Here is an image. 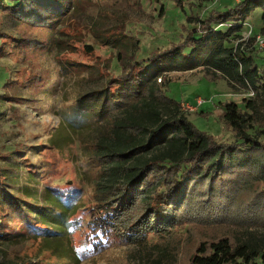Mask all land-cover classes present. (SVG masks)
I'll list each match as a JSON object with an SVG mask.
<instances>
[{"label": "rangeland", "instance_id": "374dc122", "mask_svg": "<svg viewBox=\"0 0 264 264\" xmlns=\"http://www.w3.org/2000/svg\"><path fill=\"white\" fill-rule=\"evenodd\" d=\"M59 1L62 15L50 26L21 23L0 9V181L10 204L21 206L20 213L0 206V264H190L201 243L224 236L264 252V196H256L255 186L230 196L225 208L216 196H202L207 188H201L193 207L177 218L179 226L161 232H131L129 223L134 226L143 214L137 202L121 208L114 230L104 231L109 206L103 201L108 196L97 191L104 163L97 143L110 126L70 125L65 119L80 98L104 90L126 66L185 43L199 19L241 0ZM262 14L256 9L227 43L253 53L260 65ZM161 79L165 95L180 101L188 119L218 144L237 140L224 120L228 102L252 117L246 131L264 141V90L252 95L206 65L171 70ZM198 99L206 102L188 110ZM51 206L56 216L67 214L57 220L44 215L47 225L32 217ZM45 226L68 233L49 241L34 237Z\"/></svg>", "mask_w": 264, "mask_h": 264}, {"label": "trees", "instance_id": "16d2710c", "mask_svg": "<svg viewBox=\"0 0 264 264\" xmlns=\"http://www.w3.org/2000/svg\"><path fill=\"white\" fill-rule=\"evenodd\" d=\"M62 4L64 1L59 0H0V9L10 11L21 23L50 26L57 15H62ZM258 8L263 11L264 31V0H241L226 12H212L206 20L199 19L185 43L126 66L104 90L80 98L67 110L65 119L70 125L108 122L110 126L97 143V155L104 161L97 176L101 179L97 191L100 196H108L103 201L109 206L100 226L104 231L114 230L121 208L135 207L137 202L143 214L134 226L129 223L131 232L178 227L177 218L193 207L194 196H200L195 192L204 187L207 191H202V196H216L224 208L230 196L251 186L257 189L256 196H264V141L246 131L252 117H246L237 103H225L224 120L236 132L237 140L218 144L213 135L199 130L188 119L181 102L165 95L157 81L171 70L206 65L259 94L264 90V64H258L256 56L240 45H227L233 36L240 35L242 25ZM217 23L229 27L224 31ZM248 106L253 102L249 100ZM3 185L0 181V206L20 213V203L10 204ZM225 196L228 202L223 200ZM52 208L32 217L47 225L44 215L51 214L50 219L57 220L67 214L64 211L56 216ZM28 217L23 215L24 220ZM46 227L42 235L34 237L49 241L56 234L66 237L68 233L60 227ZM190 264H264V252L224 236L201 243Z\"/></svg>", "mask_w": 264, "mask_h": 264}, {"label": "built area", "instance_id": "2783aa9c", "mask_svg": "<svg viewBox=\"0 0 264 264\" xmlns=\"http://www.w3.org/2000/svg\"><path fill=\"white\" fill-rule=\"evenodd\" d=\"M256 43H257V45H258L261 49H264V36H257V38H256ZM158 80H159V81H162L161 78H159ZM252 95H254L253 92H252ZM205 102H206L205 100L198 99V100L196 101V105H195V106H191V105H189L187 109H188V110H193V109L196 108V107L203 106ZM184 108H185V107L183 106V109H184ZM185 109H186V108H185Z\"/></svg>", "mask_w": 264, "mask_h": 264}]
</instances>
